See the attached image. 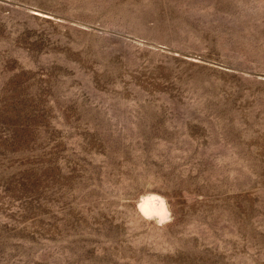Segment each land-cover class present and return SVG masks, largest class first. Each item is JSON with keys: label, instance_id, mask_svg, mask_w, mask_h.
<instances>
[{"label": "rangeland", "instance_id": "1", "mask_svg": "<svg viewBox=\"0 0 264 264\" xmlns=\"http://www.w3.org/2000/svg\"><path fill=\"white\" fill-rule=\"evenodd\" d=\"M0 264H264V0H0Z\"/></svg>", "mask_w": 264, "mask_h": 264}, {"label": "bare ground", "instance_id": "2", "mask_svg": "<svg viewBox=\"0 0 264 264\" xmlns=\"http://www.w3.org/2000/svg\"><path fill=\"white\" fill-rule=\"evenodd\" d=\"M140 208L147 214H157L164 216L168 212L165 201L157 196H151L144 199L140 204Z\"/></svg>", "mask_w": 264, "mask_h": 264}]
</instances>
